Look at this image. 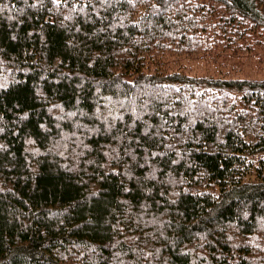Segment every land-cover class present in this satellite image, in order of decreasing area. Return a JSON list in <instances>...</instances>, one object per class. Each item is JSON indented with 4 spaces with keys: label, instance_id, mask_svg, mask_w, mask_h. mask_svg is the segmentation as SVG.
Returning <instances> with one entry per match:
<instances>
[{
    "label": "trees",
    "instance_id": "1",
    "mask_svg": "<svg viewBox=\"0 0 264 264\" xmlns=\"http://www.w3.org/2000/svg\"><path fill=\"white\" fill-rule=\"evenodd\" d=\"M261 3L0 0V264H264Z\"/></svg>",
    "mask_w": 264,
    "mask_h": 264
},
{
    "label": "rangeland",
    "instance_id": "2",
    "mask_svg": "<svg viewBox=\"0 0 264 264\" xmlns=\"http://www.w3.org/2000/svg\"><path fill=\"white\" fill-rule=\"evenodd\" d=\"M264 9V0H261ZM259 29L249 32L242 29L243 37L238 34L234 37L237 41L233 48L218 51L217 58L207 60L200 56H189L177 60L178 64L184 65L192 73L200 74L206 69L210 71H228L238 76L264 77V44H259L261 35ZM263 41V40H261ZM247 43L249 45H247ZM250 47V48H249ZM215 73V72H214Z\"/></svg>",
    "mask_w": 264,
    "mask_h": 264
}]
</instances>
